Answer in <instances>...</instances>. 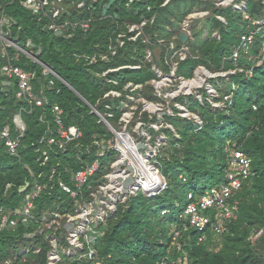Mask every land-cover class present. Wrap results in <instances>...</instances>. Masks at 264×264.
<instances>
[{"label": "trees", "instance_id": "trees-1", "mask_svg": "<svg viewBox=\"0 0 264 264\" xmlns=\"http://www.w3.org/2000/svg\"><path fill=\"white\" fill-rule=\"evenodd\" d=\"M24 1L0 0V19L3 13L16 22L12 26V35L18 38L20 45L25 47L28 40L34 44L26 50L37 54L40 63L23 53L14 62L36 73L33 81L35 91L37 94L42 92L41 96L47 99L48 104L30 108L16 97L15 84L5 85V81L0 79V128L9 125L13 129L14 115L22 108L32 110L23 113L27 130L21 139L18 156L11 155L0 139V208L14 210L21 207L30 192V188L24 192L20 191L21 188L35 180L49 186L36 200L38 212L47 206L57 205L55 202L69 201L70 198L59 187L60 178L74 186L70 180L71 172H77L99 159L100 175L104 165L118 154L111 150L109 157L100 159L97 156L95 141L113 140L114 134L76 92L53 74H45L44 64L102 114L107 111L106 105H111L109 111L114 113L115 121L111 123L119 129L117 122L122 111L118 107L121 100L127 98L126 94L131 93L125 90V86L128 83L142 84L144 90H148L145 94L143 91L142 96L157 101L155 95H149V90L152 91L150 81L158 79L152 69L153 61L164 73H169L170 67L165 62L166 50L172 42L176 46L184 43L179 33L181 23L194 7L211 9L213 13L210 16L193 21L195 40L189 41L192 55L180 64L177 73L191 78L199 65L213 73L238 69L217 79L220 83L218 100L223 101L225 95H231V100L214 109L206 100L202 105L195 95L178 97V102L199 115L202 125L180 116L176 107H173V115L162 114L166 124L174 128L163 127L160 130L169 138L161 147L157 163L166 187L155 195L140 192L119 203L116 212L99 226L98 230L103 234L94 245L97 250L94 259L78 264H264V55L260 54L264 31L256 34L249 54L251 59L249 55H241L236 62L230 59L240 36L255 28L252 25L254 20L264 17V0L247 1L245 14L251 20L232 7L217 8L211 1L203 0H173L164 6V0H134L132 3L130 0H116L106 14L104 6L111 0H97V3L85 0L86 6L82 9L66 2L69 13L62 14L56 20L58 23L86 19L90 16V9L93 13L90 31L84 34L78 28L69 38L67 36L72 31L66 29L59 35L49 30L47 26L52 18L35 14L24 5ZM46 10L49 12V7ZM217 14L225 16L226 24L217 19ZM143 19L147 21L144 27L146 36L135 42L125 38V46L116 49L110 62L98 61L89 65V58L108 53L107 46L111 43L117 45L118 35L127 33L129 24L140 23ZM203 30L209 33L207 39L201 37ZM215 30L219 31L220 39L211 37ZM150 34L152 43L162 41L157 44L161 52L153 61L143 62L141 52L153 48L144 41ZM13 53L11 51L12 56ZM4 62L5 59L0 57V66ZM136 64L141 68H123L107 75L117 84L103 83L97 75L106 68ZM109 90L119 91L122 96L104 98ZM201 93L208 96L204 90ZM55 104L62 107L66 125L79 127L83 137L77 142L79 146L74 143L73 150L69 152H51L49 162L43 164L38 160L42 152H37L35 145L47 135L48 126H54L52 108ZM43 115L46 122L41 121ZM158 118L156 115L152 120L157 121ZM149 130L157 134L153 129ZM230 148L243 151L252 159L253 175L231 199L234 216L228 222L227 231L217 237L210 226L204 239L200 240L203 236L200 232L187 228L184 210L188 194L226 182L227 150ZM53 167H57V171L52 177ZM52 184L55 186L53 189ZM24 230L21 225L16 231L0 233V260L15 255L17 235H22ZM50 248L48 242L43 243L42 252L29 255L25 264H47ZM16 262L23 264L20 257ZM60 264L76 263L64 257Z\"/></svg>", "mask_w": 264, "mask_h": 264}, {"label": "built area", "instance_id": "built-area-1", "mask_svg": "<svg viewBox=\"0 0 264 264\" xmlns=\"http://www.w3.org/2000/svg\"><path fill=\"white\" fill-rule=\"evenodd\" d=\"M170 1L173 0H164L163 5L168 4ZM203 1H211L217 8L232 7L235 12H244V17L251 20L248 14H245L248 0ZM66 2H70V5L76 9H82L86 6L85 0H25L24 5L35 14L38 13L44 17L52 18V21L47 26L49 30L63 33L66 29L70 30L72 33H69L68 38L78 28L84 34L88 33L93 21L91 9L90 16L86 19L79 21L65 20L61 23L56 22L62 14L69 13V9L65 5ZM132 2L134 0H130V3ZM94 3H97V0H94ZM107 6L108 4H105L104 10ZM47 7L50 9L49 12L46 10ZM150 9L149 7L148 10ZM209 12V9L194 7L181 23L179 33L180 35L185 33L187 41H184L180 46H176L172 42L169 49L166 50L165 62L170 67L169 73H164L157 63L153 64L152 69L156 72L158 79L151 80L152 83L150 82V84L153 86L155 96L158 99L174 98L172 96L178 98L182 95L189 96L197 90V95L195 96L199 102L203 105L206 100L214 109L223 107L226 101L231 100V95L223 96V101L218 100L220 95L217 87L220 86V83L217 79L219 77H226L228 74H233L238 69L213 73L205 66L199 65L194 70V75L191 78H186L177 73L180 64L192 55L189 41L195 40L193 36V21L207 18L210 16ZM217 19L220 20V18ZM146 23L147 21L143 19L140 23L129 24L128 32L118 35L116 40L117 45L111 43L107 46V49H109L108 53L96 54L92 58H89V65L95 64L98 61L110 62L109 58L111 55L116 54V49L125 46L127 41L125 38L135 42L140 37L146 36L144 33ZM15 24L16 22L11 17L2 13L0 19V57L5 59V62L0 66V79L10 84H15L17 87L16 97L30 106V108L34 105L41 107L48 104V102L46 98L41 96L42 92L37 94L35 91L33 81L36 78V73L27 71L23 67L16 65L14 61L18 60L20 54L23 53L36 62H40L38 58H34V55L36 57L37 54L26 50L25 47L20 45L18 38L13 37L12 26ZM252 25L255 28L249 29L247 33L242 34L239 44L232 51L230 59L234 62L238 61L241 55L247 56L250 54L256 34L261 30L264 31V17L256 21L254 20ZM201 37L202 39H207L209 37L208 31L203 30ZM211 37L220 39V35L214 32ZM149 40L150 38H145L144 41L153 47L162 43V41L152 43ZM30 43L31 41L28 40L26 46L29 47ZM151 50L147 49V57L152 61L154 59L151 58ZM11 51L14 52L13 56L11 55ZM260 54L264 55V42L260 47ZM123 68L137 69L138 67L125 65L116 68H106L102 72H98L97 75L101 78L105 77V83L112 82L117 84L115 80L108 78L107 75ZM242 70L239 69V71ZM44 73H51L58 77L49 68L45 69ZM174 82H177V84ZM52 83L53 81H51ZM141 88H144L142 84L128 83L125 86V90H129L131 93L126 94L127 98L122 99L120 103L121 108L119 106L122 111L117 122L121 127L120 129H116L107 118L108 116L109 118H114V113L109 111L111 105H106L107 111L105 114H102L97 107L92 106V112L98 115L100 121L114 134L113 140L107 141L103 139L95 141L97 156L100 159L109 157V152L116 150L119 158L109 160L104 165V170L100 175H98L101 166L99 159L85 165L77 172H71L70 180L74 186L60 178L58 180L60 189L70 198L69 201L64 200L68 205H62L65 203L64 201L55 202L57 205L47 206L41 212H38L36 200L41 197L43 191L47 190L49 186L42 185L38 180H35L33 184L29 183L27 188H30V192L25 196L21 207L14 210L0 208V233L5 230L16 231L21 225L25 228L22 235H17V252L15 255L0 260V264H17V257L22 258L21 263L25 264L29 260V255H37L42 252V244L45 242H48L51 246L47 253V264H60L64 257L74 261L76 264L87 260L91 261L97 254L94 245L99 236L103 234L98 230L99 226L100 224H105L116 212L119 203H123L130 196H135L140 192L148 196L155 195L166 187V180L160 172L157 163L153 164L152 162L154 154H151L152 151L147 149L145 152L143 151L145 148L151 149V132L149 129L160 131L161 128H169L171 125L166 124L164 120L160 122L159 118L157 121H154L152 120L153 117L149 120V126L141 122L140 118L144 115V112H149V116H152V114L156 116L158 114H155L154 110L156 109V104L151 103V105L144 97H140L138 93L134 94ZM183 90L188 91L183 92ZM201 90L206 91L208 96L203 98ZM121 96L122 93L116 90H109L104 94V98L110 97L111 99L120 98ZM217 101L223 102V105L218 104ZM136 103H141L143 107H149L151 110L143 108V110L137 111L138 106H136ZM174 107L178 109L180 116L190 119L192 117L196 124L202 125L199 115L190 112L186 104L177 102L174 104ZM31 111H26L24 108L20 109L13 117V129L9 125L0 128V139L4 141L6 149L13 156L19 155L21 139L27 130L23 113ZM52 114L54 126L51 127L49 125L47 135L43 136L39 140L40 142L35 145L36 151L42 152L38 160L43 164L49 162L51 152L55 153L58 151L63 154L69 152L73 150L72 145L74 143H76L75 146H79L77 142L83 137V132L79 127L66 125L63 117L64 111L61 106L55 104L52 108ZM136 115H139L138 122L132 128L131 119ZM41 121H47L44 115L41 117ZM157 122L160 123L158 124ZM170 128L173 129L172 126ZM128 129L133 130L130 131ZM132 133H137L140 137L136 139L132 136ZM41 144H45V146ZM88 152H90L89 149ZM227 152L229 153V163L226 171V182L203 191L198 190L188 194V203L184 210V216L188 221L187 228L200 232L203 235L200 240L204 239L205 232L210 226L217 237H221L227 231L228 222L234 216L231 199L253 175L252 159L247 154L233 148L228 149ZM128 165H132L134 168L133 172L129 170ZM56 171L57 167H53L51 171L52 177ZM54 187V185L51 186V189ZM85 187L86 190H84ZM213 216L215 221L213 220ZM31 226H33V229H31ZM176 234L178 235V233Z\"/></svg>", "mask_w": 264, "mask_h": 264}, {"label": "rangeland", "instance_id": "rangeland-1", "mask_svg": "<svg viewBox=\"0 0 264 264\" xmlns=\"http://www.w3.org/2000/svg\"><path fill=\"white\" fill-rule=\"evenodd\" d=\"M110 3V2H109ZM109 3H108V5H109ZM163 3H164V1H163ZM167 5V4H166ZM164 6V5H163ZM209 14H212L213 12L211 11V9H209ZM244 13V12H243ZM217 16V18H220V20H223V21H220L219 19V21L220 22H222L223 24H226V18H225V16L223 15V16H221L220 14H217L216 15ZM221 16V17H220ZM205 18H202V20H204ZM152 21H153V19H152ZM199 26H201L202 27V23H199L198 24ZM163 28H164V26H163ZM165 29H166V27H165ZM214 33H216L217 35L219 34V31L218 30H215L214 31ZM152 36H151V34H150V37H148V38H151ZM147 38V39H148ZM160 41V40H159ZM174 45H176V43H174ZM159 46V45H158ZM158 46H156V47H153L152 48V50H151V58L152 59H155V57L161 52V49H159V47ZM135 49H137V48H135ZM145 53H146V58H145ZM147 48L144 50V52H141V56L143 55L144 56V59L142 60L143 62H147V61H151L150 59H149V57H147ZM249 58L251 59V55H249ZM109 60L111 61L112 60V57L110 56V58H109ZM153 61V60H152ZM42 64V63H41ZM153 64H154V61H153ZM134 66H136V67H140L141 68V66H139L138 64H136V65H134ZM133 66V67H134ZM44 67V66H43ZM48 68V67H47ZM46 67H44V69H47ZM161 68V67H160ZM162 69V68H161ZM209 70V69H208ZM204 77H206V75H204ZM59 78V77H58ZM101 78V77H100ZM60 79V78H59ZM102 80H103V83H104V80H105V77L104 78H101ZM61 80V79H60ZM62 81V80H61ZM151 82V81H150ZM152 83V82H151ZM175 84H177V82H174ZM209 83V82H208ZM64 84L65 85H67V82H64ZM68 86V85H67ZM69 87V86H68ZM141 89H142V91H141ZM141 89H138V91L136 92V93H134L135 95L138 93V95H140V97H143L142 95H143V91H144V94L146 93V92H148V90L146 89V90H144V88H141ZM194 90V89H193ZM188 91V90H187ZM186 90H183V92H187ZM197 90H195V92H194V94H192V95H197V92H196ZM140 93V94H139ZM150 94H152V95H155V91H154V88H153V86H152V91L151 90H149V95ZM201 96H203V93H201ZM172 97H174V98H168V99H164V100H161V99H158L157 101H155V100H148V99H146L148 102H150V104L151 103H154V104H156V106H155V108L156 109H154L155 110V114L156 113H158V114H156V115H159V120H160V122L162 121V120H164L162 117H163V113L164 112H167L168 114H173L174 113V104L175 103H177L178 101H177V97L175 98V96H172ZM203 98H205L204 96H203ZM81 100H83L84 102H88L84 97H83V99L81 98ZM218 102V104H220V105H223V102H221V101H217ZM90 104V103H89ZM88 105V104H87ZM152 105V104H151ZM136 106H138V109H137V111L139 110V111H141V110H143V108L145 109H150L149 107H143L142 106V104L141 103H136ZM152 108H154L153 106H151ZM120 108H121V106H120ZM120 108L118 107V109L120 110ZM91 109H92V107H91ZM151 110V109H150ZM150 114H149V112H144V115L140 118V120H141V122L143 123V124H146L147 126H149L150 125V122H149V120H150V118L151 117H154V114H152V116H149ZM194 115V114H193ZM192 116V115H191ZM190 116V117H191ZM138 117H139V115H136V116H133L132 117V128H134L135 127V125H136V123L138 122ZM108 119H109V121L110 122H114L115 123V121H114V119L113 118H109V116L107 117ZM191 119H192V117H191ZM160 122H157L158 124L160 123ZM166 123V122H165ZM117 127L120 129L121 127H120V125H118L117 124ZM171 126H169V128H170ZM170 129H172V128H170ZM174 129V128H173ZM172 129V130H173ZM128 130H133V129H128ZM157 132V134H153V133H151V140H150V142L152 143V145H150L151 146V149H148V148H145L144 149V151L143 152H145L146 151V149L147 150H150V151H152L151 152V154L153 153L154 154V156H153V158H152V162H153V164H155V163H158V155H159V153H160V150H161V147H162V145L165 143V141H167L169 138H168V135H166V134H164L163 132H161V131H156ZM142 135V134H141ZM132 136L133 137H135L136 139L138 138V137H140V135L139 134H137V133H132ZM155 137H156V140H155ZM154 140H155V142H154ZM115 158H119V154H117L116 156H115ZM128 167H129V170L130 171H134V168L132 167V165H128ZM131 172V173H132ZM255 237H257V236H254V238Z\"/></svg>", "mask_w": 264, "mask_h": 264}, {"label": "water", "instance_id": "water-1", "mask_svg": "<svg viewBox=\"0 0 264 264\" xmlns=\"http://www.w3.org/2000/svg\"><path fill=\"white\" fill-rule=\"evenodd\" d=\"M115 0H111L109 5L107 6V8L104 10V14L107 13L108 9L111 8V6L113 5ZM180 37L183 39V41H187V35L185 33H182L180 35ZM61 79V78H60ZM66 82V81H64ZM67 85L70 87L71 90H73L74 92H76L78 94L79 97H81V95L70 85L67 83ZM82 98V97H81ZM89 106H91L88 102H86ZM92 107V106H91ZM107 123V122H106ZM29 186V183H27L23 188H21V192L26 191L27 187Z\"/></svg>", "mask_w": 264, "mask_h": 264}, {"label": "crops", "instance_id": "crops-1", "mask_svg": "<svg viewBox=\"0 0 264 264\" xmlns=\"http://www.w3.org/2000/svg\"><path fill=\"white\" fill-rule=\"evenodd\" d=\"M57 34H59V35H62L63 34V32H56ZM31 41V40H30ZM29 47H34V44H32V42L30 43V46ZM25 48L26 49H29L27 46H25ZM40 49V48H39ZM34 58H38L37 57V55H36V57H35V55H34ZM40 62V61H39ZM42 63V62H41ZM43 66H45V67H48V66H46L45 64L43 65ZM49 69H51L50 67H48ZM52 70V69H51ZM5 85H10V83L9 82H5ZM44 97V96H43ZM45 98V97H44Z\"/></svg>", "mask_w": 264, "mask_h": 264}, {"label": "clouds", "instance_id": "clouds-1", "mask_svg": "<svg viewBox=\"0 0 264 264\" xmlns=\"http://www.w3.org/2000/svg\"><path fill=\"white\" fill-rule=\"evenodd\" d=\"M56 74H57V73H56ZM57 75H58V74H57ZM58 77L61 78L59 75H58ZM61 80H62V82L64 83L65 80H63L62 78H61ZM66 86H67V85H66ZM69 88H70V87H69ZM81 97H82V96H81ZM82 99H83V97H82ZM85 103H86V102H85ZM88 103H89V102H88ZM86 104H87V103H86ZM90 105L93 106L92 104H90ZM88 106H89V105H88ZM91 106H89V107L91 108Z\"/></svg>", "mask_w": 264, "mask_h": 264}, {"label": "bare ground", "instance_id": "bare-ground-1", "mask_svg": "<svg viewBox=\"0 0 264 264\" xmlns=\"http://www.w3.org/2000/svg\"><path fill=\"white\" fill-rule=\"evenodd\" d=\"M128 141V140H127ZM128 143H129V141H128Z\"/></svg>", "mask_w": 264, "mask_h": 264}]
</instances>
